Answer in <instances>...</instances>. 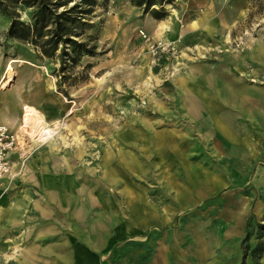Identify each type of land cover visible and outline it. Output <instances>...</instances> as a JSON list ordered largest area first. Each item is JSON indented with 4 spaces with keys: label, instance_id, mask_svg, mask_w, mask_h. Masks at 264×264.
<instances>
[{
    "label": "crops",
    "instance_id": "1",
    "mask_svg": "<svg viewBox=\"0 0 264 264\" xmlns=\"http://www.w3.org/2000/svg\"><path fill=\"white\" fill-rule=\"evenodd\" d=\"M174 6L148 13L151 38L221 52L190 63L155 104L169 126L153 117L145 130H116L92 164L87 142L22 143L25 105L49 124L72 113L51 96L52 76L0 89V123L20 139L0 179V264H262L264 251L254 262L251 250L264 245V0ZM32 88L36 102L23 97Z\"/></svg>",
    "mask_w": 264,
    "mask_h": 264
},
{
    "label": "rangeland",
    "instance_id": "2",
    "mask_svg": "<svg viewBox=\"0 0 264 264\" xmlns=\"http://www.w3.org/2000/svg\"><path fill=\"white\" fill-rule=\"evenodd\" d=\"M171 1L164 7L168 10L167 13L174 11V4L179 0ZM146 18L148 13L128 0H98L90 17L92 27L87 31L96 38L101 54L82 58L72 70L65 72L70 78L64 80L58 88L56 81L60 80L58 75H62L58 62L47 58H26L18 40L5 39L8 20L0 15V73L5 71L0 81L7 77L6 68L11 59L26 62L17 61L12 64L14 79H11L10 84L41 82L48 86V80L44 81L42 73L52 76L58 94L52 92L51 96L53 99L58 97L60 102L65 99L73 110L68 117L54 120L62 125L47 139L59 136V139L72 145L87 142L91 148L89 163L92 164L101 156L98 142L101 141V145L106 146L114 139L116 130H145L146 119L153 117L159 121L160 128L169 126L172 122L162 120L159 116L162 113L155 104L164 100L168 103L167 95L171 92L173 79L183 73L190 63L203 62L210 65L216 60L212 58V53L221 52L208 44H193L181 51L173 42H162L170 44L167 51L154 50L150 45L158 40L151 38L143 29L142 26H147ZM252 30L250 33L255 34ZM231 48L243 47L242 44L239 47L238 44H232ZM30 65H38L42 69H30ZM53 68L55 71H52ZM33 89L23 92L24 100L38 101L40 91ZM18 131L22 139L33 141L23 119V110ZM247 188L248 186L241 187Z\"/></svg>",
    "mask_w": 264,
    "mask_h": 264
},
{
    "label": "trees",
    "instance_id": "3",
    "mask_svg": "<svg viewBox=\"0 0 264 264\" xmlns=\"http://www.w3.org/2000/svg\"><path fill=\"white\" fill-rule=\"evenodd\" d=\"M128 1L142 8L144 13H150L155 19L164 18L167 15L164 6L172 2ZM97 2L98 0H0V15L8 20L5 39L18 40L26 58L57 61L58 68L62 69V75H58L60 80L56 81L60 88L62 82L70 78L65 72L72 70L82 58L101 54L96 38L87 31L92 27L90 17ZM27 46L30 48H26ZM64 94L67 95L65 92ZM258 228L261 237L264 234V224H260ZM263 251V243L258 242L251 250L254 262Z\"/></svg>",
    "mask_w": 264,
    "mask_h": 264
},
{
    "label": "built area",
    "instance_id": "4",
    "mask_svg": "<svg viewBox=\"0 0 264 264\" xmlns=\"http://www.w3.org/2000/svg\"><path fill=\"white\" fill-rule=\"evenodd\" d=\"M145 37V35H144ZM170 44H165L160 41L154 42L150 45L152 49H161L162 51L168 50ZM23 145H28L27 139H21ZM32 142V141H30ZM19 136L11 131L6 125L0 123V179L6 175H10L12 170V161L10 154L20 146ZM28 149L19 152L20 164L23 166L28 157L30 156V151Z\"/></svg>",
    "mask_w": 264,
    "mask_h": 264
},
{
    "label": "bare ground",
    "instance_id": "5",
    "mask_svg": "<svg viewBox=\"0 0 264 264\" xmlns=\"http://www.w3.org/2000/svg\"><path fill=\"white\" fill-rule=\"evenodd\" d=\"M17 61L24 60H10L6 68L7 77L0 81V88L5 87L13 78V74L11 72L12 64ZM23 119L33 141L41 140L42 142H46L48 140L47 138H49L55 132V130L62 125V123L59 121H54L51 124L47 123L44 116L37 109L28 105L23 107Z\"/></svg>",
    "mask_w": 264,
    "mask_h": 264
}]
</instances>
